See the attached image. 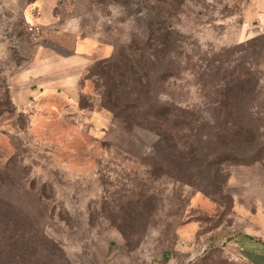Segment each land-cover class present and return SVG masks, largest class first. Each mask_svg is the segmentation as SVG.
<instances>
[{
	"label": "rangeland",
	"instance_id": "rangeland-1",
	"mask_svg": "<svg viewBox=\"0 0 264 264\" xmlns=\"http://www.w3.org/2000/svg\"><path fill=\"white\" fill-rule=\"evenodd\" d=\"M34 1L0 0L5 264H264V0H56L111 57L164 45L135 59L149 70L137 100L105 97L129 89L119 60H93L68 89L23 78L41 44L26 30ZM150 109L185 120L158 137ZM217 110L236 112L262 152L233 162Z\"/></svg>",
	"mask_w": 264,
	"mask_h": 264
},
{
	"label": "crops",
	"instance_id": "crops-1",
	"mask_svg": "<svg viewBox=\"0 0 264 264\" xmlns=\"http://www.w3.org/2000/svg\"><path fill=\"white\" fill-rule=\"evenodd\" d=\"M55 11L56 0H35L26 11V22L40 26L42 35L34 63L22 76L47 87L68 89L86 64L110 58L112 48L81 36L74 21L63 20Z\"/></svg>",
	"mask_w": 264,
	"mask_h": 264
},
{
	"label": "trees",
	"instance_id": "trees-1",
	"mask_svg": "<svg viewBox=\"0 0 264 264\" xmlns=\"http://www.w3.org/2000/svg\"><path fill=\"white\" fill-rule=\"evenodd\" d=\"M168 35V32H166ZM165 45H168L167 43ZM164 45L162 46V50L158 51L156 49L152 50L151 46L148 47H137V46H131L128 48L126 53H122L121 51H116V53L106 59V62H113L116 60H119L118 62L121 63L120 66H114V72L115 75L120 77L121 79H128L130 78L131 81L128 80L129 85H126V87H129V89L124 88L125 84L120 86V83H113V87L105 93V97L109 98L112 96H116L117 98L120 96L121 93L129 96H135L134 100L139 99V97H143V95L146 94L143 90H139L138 88L141 87V79L144 77H147V73H149V70L145 69V71L141 68H138L136 66L137 61H135L137 56H145L144 54L147 53V59L153 61L156 59V54L158 52H164L163 49ZM167 47V46H166ZM165 48V47H164ZM166 49V48H165ZM124 61L121 62V61ZM152 62H150L151 64ZM121 88V89H120ZM123 90V91H122ZM148 95V94H147ZM146 96V95H145ZM115 97V100H116ZM148 97V96H147ZM182 112V111H181ZM184 114V111L182 112ZM215 118H217V121H221L224 125L231 124L232 128H234L235 132L233 134L232 141L234 142L231 154L233 155L232 160L233 162L239 163L241 160H244L247 155H253L255 152L258 151V133L256 131H253L249 129L246 126H242L240 124V121L238 120L237 113L228 110V111H222L217 110L214 112ZM144 114L146 115L147 119L150 122V126L157 125L158 129V137L161 136L160 128L165 127V124L168 123L169 119H178L183 118L184 116L178 117L177 115H174L173 113H168L166 110H153L150 109L148 111H145ZM185 120V117L183 118ZM161 126V127H160ZM161 142H165L163 140V137H160L158 140L159 145ZM217 148L219 151L223 152L225 148V141L219 140L217 143ZM260 153L262 150H259ZM258 151V152H259ZM159 152V151H158ZM162 152H164L162 150ZM245 152V153H244ZM216 157H213V160ZM206 159V164H210L212 161L208 160V157ZM214 162V161H213ZM216 163V162H215ZM5 207H0V233L2 232V228H5L10 223L9 219H6V213H5ZM3 233V232H2ZM7 242L4 240V237L0 235V264H5V261L7 259V253L9 248L7 249ZM19 248V247H18ZM15 259H18L21 257V255H14Z\"/></svg>",
	"mask_w": 264,
	"mask_h": 264
},
{
	"label": "built area",
	"instance_id": "built-area-1",
	"mask_svg": "<svg viewBox=\"0 0 264 264\" xmlns=\"http://www.w3.org/2000/svg\"><path fill=\"white\" fill-rule=\"evenodd\" d=\"M26 30H27V33H28V35L32 41H34V42L39 41V38H40L41 33H42V29L40 26L34 25V24H29V25H27Z\"/></svg>",
	"mask_w": 264,
	"mask_h": 264
}]
</instances>
